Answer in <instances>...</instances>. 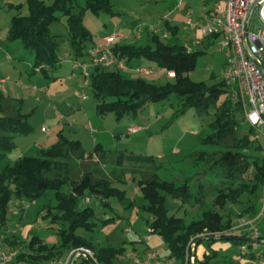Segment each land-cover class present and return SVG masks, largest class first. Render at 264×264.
Listing matches in <instances>:
<instances>
[{
    "label": "trees",
    "instance_id": "trees-1",
    "mask_svg": "<svg viewBox=\"0 0 264 264\" xmlns=\"http://www.w3.org/2000/svg\"><path fill=\"white\" fill-rule=\"evenodd\" d=\"M26 4L27 14L21 13V5L15 6L19 13L11 20L7 39L18 42L33 55L32 72H40L45 79L54 81L57 78L53 77V73L61 69L59 40L62 36L53 34L51 27L65 18L71 54L76 60L84 62L90 46L97 43L94 33L85 24L86 13L116 16L111 0H54L50 4L43 0H27ZM163 24L172 36L179 34V26L172 25L168 20ZM218 38L210 36L206 40L215 42ZM139 44L117 42L113 50L128 68L135 61L154 62L163 71L174 72V81L157 84L142 77L131 78L122 70L97 67L90 74V85L99 102L97 113H113L117 120H122L151 103L175 95L182 99L178 114L191 108L197 109L200 115L214 113L210 133L201 139V144L205 148L222 147L220 154H211L205 149L189 154L186 159L193 160L196 165L205 164V167L201 173L181 182L163 180L156 171L139 181L144 197L141 214L149 216L148 227L152 228L153 234L162 238L169 259L187 264V250L191 242L195 241L199 247L204 240H209L210 247L216 241L247 246L250 250L248 260L239 263L222 255L219 250L212 249L201 257H196V253L194 264L253 262L258 252L255 247L264 244L251 243L250 240L254 238L248 232V227L236 229L234 218L220 211L230 205L240 204L244 197L249 201L260 198L259 189L264 187V158L257 157L261 146L256 144L251 134L238 135V117L243 115V106L231 101L226 81L208 84L191 79L190 74L197 66L200 52L184 45L165 44L156 33L152 35L150 44ZM222 96L226 99L220 101ZM23 110V99L0 95V163L15 149L18 137L33 131L28 122L29 115ZM250 132L256 133L252 127ZM100 149L104 153L101 154ZM108 152L100 144L96 145L97 162L100 163ZM89 157L91 159L93 155L86 157L80 140H72L60 131L57 142L51 147L40 149L37 156L22 155L0 171V232L7 228L9 205L14 199L34 202L44 198L49 190L55 191L56 205L48 206L44 218L50 219L52 223L60 221L65 224V228L58 233L61 236L58 245L49 246L36 235L30 237L28 242L22 241L17 235L11 239L5 238L7 245L25 249L15 255V263L49 264L85 248L94 253V264H115L116 259L126 252L124 247L96 244L93 239L77 233L80 229L87 233L95 231L97 223L93 219L96 217V208L90 205L93 201L101 202V206L106 208L110 207L113 200L127 199L125 190L115 187L114 181L107 177L96 176L93 170L84 171L79 177L75 175L69 161L73 158L84 161ZM129 160L156 168L153 156L122 152L115 159L118 165ZM166 195L181 201L182 208L185 205L197 206L196 215L189 221L170 215ZM82 202L88 205L81 208ZM260 212L261 208L254 203L240 217L249 214L256 216ZM110 220L107 219L105 223ZM257 239L264 241V236ZM75 256H71L68 264H72ZM74 264L90 262L88 257L80 255Z\"/></svg>",
    "mask_w": 264,
    "mask_h": 264
},
{
    "label": "rangeland",
    "instance_id": "rangeland-1",
    "mask_svg": "<svg viewBox=\"0 0 264 264\" xmlns=\"http://www.w3.org/2000/svg\"><path fill=\"white\" fill-rule=\"evenodd\" d=\"M43 1L49 4L54 2V0ZM184 1L186 8L179 10L178 0H111L116 16H110L106 13L95 15L87 12L85 24L94 33L95 40L101 39L108 33H120L126 37L130 36L129 38H132L130 42L148 45L151 43L152 35L157 33L165 44L184 45L200 52L197 58V66L194 72L190 74L193 81H204L208 84L225 81V68L231 59V50L228 48L221 50L220 39L215 42L208 41L197 27H191L186 22L174 20V15L177 13H182L186 17L188 10L192 9L194 23L203 22L202 18L208 11L213 10L218 3L215 0ZM26 3L27 0H0V46L3 49L0 50V69L6 71L2 77H9L11 80L9 82L16 80L23 82L29 87L36 85L39 90L53 83L56 84L53 85L51 99L41 94V101H32L29 108L23 110L29 115L28 122L33 127V131L29 135L20 136L15 140L16 147L0 163V171L7 165L14 163L22 155L37 156L40 149L51 147L56 142L50 141V138L54 137L55 141V136L61 130L70 139L80 140L86 157L90 155L93 157L82 162L76 158L71 159L69 164L73 167L75 175L79 177L84 171L93 170L96 176L107 177L114 181L115 187L125 190L127 199L123 201L113 200L110 207L106 208L101 206V202L93 201L90 205L96 208V217L93 222L97 223V227L91 233L82 229L78 230L77 233L93 239L96 244L111 245L116 248L123 245L129 246L130 241L137 234H147L148 228L147 219L149 216L141 214L140 209L144 203V197L139 188V181L153 171H156L161 179L175 182H181L187 177L201 173L205 164L196 165L193 160L189 161L186 157L195 151L204 149L211 154L222 152L220 146L205 148L201 144V139L210 133V123L214 121L215 115L214 113L200 115L195 108L178 114L182 99L175 95L164 101L151 103L136 114L126 115L122 120H117L113 113L99 115L97 113L99 102L90 85V77L87 82L82 71L80 69L75 70L74 63L66 58L72 49L67 39L68 30L65 18L51 27L53 34L62 36L59 40V54L63 66L59 72L53 73V77L57 78L55 82L45 79L40 72H32L33 55L22 48L18 42L8 41L11 20L19 13V9L15 6L21 5V13L27 14ZM219 4L223 8L224 5L220 2ZM165 18L170 19L172 25L180 27L177 36H172L169 32V37H164L167 33L163 24ZM259 24V18L255 14L251 30H254L255 25ZM140 27H143L141 31H139ZM196 41L200 42L201 45H198ZM8 55L12 58L11 61L7 60ZM89 61L90 58L87 57L86 62L89 63ZM14 65L18 69L14 68ZM133 65L136 68L141 66V68L152 69L158 73L156 80L151 79V76L155 77V75H145V79L149 81L157 84L174 81L175 77H170L169 72L163 71L154 62L141 60L135 61ZM19 70H21V77ZM72 75H75V80L70 79ZM4 85L2 84V87ZM83 95L87 96L86 100L83 99ZM224 99L226 97L222 96L220 101ZM238 120V135L242 137L251 134L252 138L256 140V144L261 146L257 157L264 158V133H251V126L246 122L244 114L240 115ZM57 126L59 127L56 128ZM44 127L47 128V131L43 130ZM95 139H98L103 147L109 151L105 157H100L102 158L100 163L97 162L95 154L97 145ZM122 152L153 156L156 168L135 162V160H129L123 165H118L115 159ZM100 153L104 152L100 149ZM115 171L123 176V182L116 181ZM252 173L253 169L251 168L250 175ZM258 193L260 196L258 199L253 198L249 201L248 198L244 197L240 204L230 205L226 210L220 211L234 218L237 225L252 221L258 215L249 214L244 217H240V215L249 205L254 203L262 210L264 187H260ZM166 198L170 215H177L188 221L196 215L197 206L185 205L182 208L181 201L175 200L170 195H166ZM49 205H56L55 191L52 190L47 191L44 198L34 202L14 199L10 203L7 228L0 232V255L2 253L13 255L15 252L21 253L25 250L22 247L13 248L4 241L5 238L11 239L15 232L20 231L17 226L24 230V233L19 235L22 241L28 242L30 237L36 235L49 246L61 243V236L58 233L65 228V224L60 221L52 223L50 219L44 218L48 213ZM87 205V203L82 202L81 208ZM186 210L187 215L185 214ZM135 215L137 216L136 222L132 223ZM107 219L111 220L105 223ZM256 227L258 228V237L264 235V217L257 221ZM248 232L252 233V230L248 229ZM209 244V240H204L198 247L197 243L192 241L187 250V264H194L196 253V257H201L204 252L212 251V249L219 250L222 255L239 263L248 260V256L244 255L243 247L239 244L225 241H216L211 247ZM261 247L264 249V245ZM192 252L194 257L191 258ZM14 257L15 254L11 264H17ZM174 263L182 264V261L174 259ZM50 264L61 263L51 262Z\"/></svg>",
    "mask_w": 264,
    "mask_h": 264
},
{
    "label": "built area",
    "instance_id": "built-area-1",
    "mask_svg": "<svg viewBox=\"0 0 264 264\" xmlns=\"http://www.w3.org/2000/svg\"><path fill=\"white\" fill-rule=\"evenodd\" d=\"M226 7L222 12L209 13L203 18V22L194 23L193 11L189 9L186 15V24L191 27H197L201 34L206 38L218 36L221 40V50L230 49L231 59L225 68L226 84L228 87L229 98L235 104L243 106V114L246 122L255 130V132L264 133V0H224ZM181 3V0H180ZM259 18V25L251 30L254 15ZM164 20L170 21L165 18ZM163 22V21H162ZM143 27H140L141 31ZM169 37V32L164 35ZM124 36L114 33L104 38L88 49L89 63L86 61L74 60V68L80 69L83 75L88 79L91 71L97 67L117 68L126 70L128 66L115 54L113 47L118 40ZM140 74H154L152 70L139 68ZM170 77H175V73L169 71ZM8 78L3 79L4 85ZM33 89L38 90L34 86ZM86 100L87 96L83 95ZM47 131V128H43ZM262 210L258 216L248 222L236 226V229L248 227L252 230L253 238H258V228L256 223L264 217V194L262 197ZM18 230L22 228L17 226ZM17 230V231H18ZM131 231V229H129ZM148 238H152V228H147ZM16 233V232H15ZM244 255H250L247 246L243 247ZM84 255L93 260L94 253L91 250L81 248L72 252V255ZM255 260L248 264H264V253L258 251ZM13 260V255L2 253L0 255V264H8ZM194 262V260H192ZM141 264H174V259H159L156 253L150 255V259Z\"/></svg>",
    "mask_w": 264,
    "mask_h": 264
},
{
    "label": "crops",
    "instance_id": "crops-1",
    "mask_svg": "<svg viewBox=\"0 0 264 264\" xmlns=\"http://www.w3.org/2000/svg\"><path fill=\"white\" fill-rule=\"evenodd\" d=\"M215 1L218 3L217 6L213 10L208 11L206 13V15L209 14V13L222 12V11L225 10L226 4H225L224 0H215ZM219 2L224 5L223 8L221 7L222 5L219 4ZM185 6H186V3H185L184 0H181V3H180V0H178L179 10L185 9L186 8ZM203 18H202V20H203ZM174 20L186 22V17L182 13H177L176 15H174ZM169 22L171 23V21H169ZM174 26H177V25H174ZM112 34H114V33L105 34L101 39L96 40V42L97 43L101 42L104 38H106L107 36H110ZM123 36H124V38L118 40L117 41L118 43H121L123 41H130L132 39V38H129L130 36L129 37H126V35H123ZM140 40H142V39H140ZM197 40H199V39H197ZM205 42H206V40H205ZM196 43L198 45H201L200 42L196 41ZM0 50H3L1 46H0ZM6 54H8V53H6ZM66 58H67V60H70L72 63H73L74 60H76V58L71 53L69 55H67ZM7 60L8 61L12 60L10 55H8ZM62 66H63V62L61 63V68H62ZM13 67L18 69V67L15 66V65ZM139 68H141V66L136 68V66L133 65L132 67H129L128 69L122 70V71H123L124 74H126L127 76H129L131 78H138V77L145 78V74H140L138 72ZM74 69L77 70V68H74ZM111 69L112 70H117V68H115V67L111 68ZM150 70H152V69H150ZM8 71L10 72L9 68H8ZM19 71H20V77H21V70H19ZM125 71L126 72L128 71V73H126ZM152 71H153L154 74H151V75H155V77L151 76L152 77L151 79L152 80L158 79L157 78L158 77L157 76L158 73H156L154 70H152ZM5 72L6 71L4 69H0V95L3 94L5 97H10V98H14V99H23L24 100V109L25 108H29V104L32 101H35V102L41 101L42 100L41 97H40L41 94L43 96L45 95L46 98L48 97L49 99H51V97L53 96L52 95V93H53V85H55L56 83H53L50 86L48 85L47 87L46 86L42 87L40 90H39V88H38V90H35V89H33L34 85L32 87H29L27 84H25L23 82H18L17 80L9 82V81H11L10 78L6 77V79L8 78V81L2 87L1 81L3 79H5V77H2V76H4L3 74H5ZM70 79L71 80H75L76 79L75 75H72L70 77ZM25 114H27V113H25ZM58 127L59 126H57L56 128H58ZM55 138L56 139L54 141V137H51L50 141L53 140V142H57L58 134H57V136H55ZM94 141H95V143H97V145L100 144L103 147V145L100 143V141H98V139H95ZM115 174L117 176V178L115 177L117 182H119L120 180H123V176L119 175L116 171H115ZM136 217L137 216L135 215L134 218L132 219V223L136 222ZM147 227H148V225H147ZM23 231L24 230L22 228L20 231L14 233V235H17V236L20 235L21 236V234L24 233ZM262 236H264V235H262ZM147 238H148V232L145 235L137 234L130 241L131 244L129 246L123 245L122 247H124L126 249V252L116 259L115 264H141V263H144L147 260H149L150 259V255L152 253H156L157 256L159 257V259H169V257H168L169 254L166 251L165 245H164L163 240H162V238L160 236L154 234L150 240H147ZM255 249L257 251L264 252V249L261 246H259V245L257 247H255ZM14 254L16 255L17 253L15 252ZM71 256H72V253H70L67 256H65L64 258H62L60 260H57V261H54V262H58V263H61V264H68L70 259H71ZM11 263H8V264H11Z\"/></svg>",
    "mask_w": 264,
    "mask_h": 264
},
{
    "label": "water",
    "instance_id": "water-1",
    "mask_svg": "<svg viewBox=\"0 0 264 264\" xmlns=\"http://www.w3.org/2000/svg\"><path fill=\"white\" fill-rule=\"evenodd\" d=\"M250 242L251 243H256V244H264L263 240H260V239H257V238H254V239L250 240ZM190 257L191 258L194 257V253L193 252L190 254ZM76 259H77V256L73 259L72 264L75 263ZM88 259H89L90 264H94L92 258L88 257Z\"/></svg>",
    "mask_w": 264,
    "mask_h": 264
}]
</instances>
